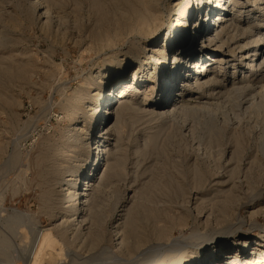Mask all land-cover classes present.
I'll list each match as a JSON object with an SVG mask.
<instances>
[{"label":"bare ground","instance_id":"1","mask_svg":"<svg viewBox=\"0 0 264 264\" xmlns=\"http://www.w3.org/2000/svg\"><path fill=\"white\" fill-rule=\"evenodd\" d=\"M30 1L32 12L44 24L53 22L51 5L43 0ZM114 1L117 16L132 23V37L123 41L119 51L103 58L83 81L87 86L79 93L83 105L75 109L78 120L68 131L79 147L78 162L58 171L56 189L49 197L51 227L40 226L29 215L18 212L8 220L11 227L6 223L13 234L18 225L27 228L22 226L25 245L19 250L21 264L108 260L125 264L127 260L115 252L128 259L142 253L149 238L142 231L139 215L128 206L131 198L115 207L118 212L115 218L109 216V223L104 215L111 205L102 199L104 182L112 179L124 161L121 124L126 125L128 115L152 121L181 118L185 134H199L196 150L200 154L196 152L214 173L215 196L195 192L187 201L184 198L189 192L181 189L185 209L197 201L193 215L185 213L171 218L168 225H153L156 239L168 242L174 228H183L191 220L189 235H180L175 245L165 250L166 244L164 253L162 245L143 251L139 261L264 264V0ZM105 3H98L100 9ZM112 13L103 12V18ZM64 22L60 17L58 23ZM248 128L259 130L260 148L250 162L246 161L245 176L234 181L246 154L237 132ZM229 143L232 149L226 155ZM225 155L227 172L221 171ZM59 157L61 152L56 151L54 169L61 166ZM205 174L196 171L198 185L204 182ZM151 198L145 195V199ZM208 202H212L211 208L205 211ZM152 217L159 219L154 211L147 215L148 220ZM107 223L109 234L105 231ZM1 237L0 250L15 252L8 237ZM78 237L90 249L107 243L103 249L106 257L101 251L97 257L80 258L72 248ZM14 257L7 256V262L12 264Z\"/></svg>","mask_w":264,"mask_h":264},{"label":"rangeland","instance_id":"2","mask_svg":"<svg viewBox=\"0 0 264 264\" xmlns=\"http://www.w3.org/2000/svg\"><path fill=\"white\" fill-rule=\"evenodd\" d=\"M56 1L57 5L43 0V3L51 5L54 15L53 22L44 24L38 14L32 12L30 0H0V234L5 239L8 237L13 245L15 252H6L15 256L12 264L22 263L19 250L21 252L25 245L23 230L27 228L18 225L17 233L13 234L8 220L18 212L26 217L29 215L28 218L40 226L51 227L49 197L56 189L54 183L59 178L58 171L78 162L79 147L68 131L78 120L75 109L83 105L79 100V93L87 88L83 81L102 63L103 58L119 51L123 41L133 33L132 23L115 13L117 4L114 0ZM99 2L105 3L104 8L100 9ZM103 12L113 13L103 18ZM60 17L65 18L62 24L58 23ZM141 117L128 115L126 125L121 124L124 161L122 167L120 165L122 169L118 167L112 179L104 182L102 199L111 205L104 218L108 217L109 223V216L115 218L117 208L131 198L128 206H132L139 215L142 231L145 230L144 235L149 238L140 252L162 245L160 249L164 253L169 245H175L174 240L189 235L193 221L185 226L187 229L174 228L173 238L168 242L156 239L154 227L168 225L171 218L177 219L185 213L193 215L197 201L189 203L190 207L185 209L181 189L190 193L186 195L187 199L184 198L187 201L195 192L212 197L215 194L212 189L214 173L196 150L200 143L199 134H185L183 123L179 121L181 118L152 121ZM248 129L237 132L244 142L246 154L234 181L245 176L251 157L260 148L259 130ZM227 145L226 155L232 149V143ZM56 151L61 152V166L54 169ZM226 155L221 159V171L225 172L229 171ZM200 168L206 173L204 182L208 181L203 182V186L198 185L194 176L196 171H201ZM145 195L151 196V200L145 199ZM207 204L205 211L211 208L212 202ZM151 211L157 213L159 219L152 217L148 220L147 215ZM107 224L108 230L105 228V231L109 234L111 227ZM105 245L107 243L104 242L100 247L90 249L78 237L72 248L78 251L80 258H89L101 253L104 255ZM2 250L0 264H10L6 259L10 255ZM142 253L129 259L120 252H115V255L127 260L125 264H142L143 260L139 261ZM99 262L111 264L114 261Z\"/></svg>","mask_w":264,"mask_h":264}]
</instances>
